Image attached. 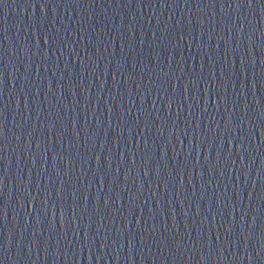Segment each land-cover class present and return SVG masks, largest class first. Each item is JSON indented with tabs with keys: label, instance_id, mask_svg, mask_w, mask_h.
<instances>
[{
	"label": "water",
	"instance_id": "95a60500",
	"mask_svg": "<svg viewBox=\"0 0 264 264\" xmlns=\"http://www.w3.org/2000/svg\"><path fill=\"white\" fill-rule=\"evenodd\" d=\"M0 264H264V0H0Z\"/></svg>",
	"mask_w": 264,
	"mask_h": 264
}]
</instances>
